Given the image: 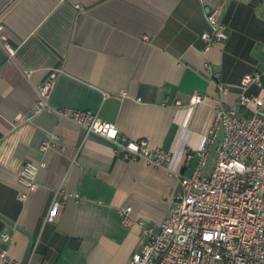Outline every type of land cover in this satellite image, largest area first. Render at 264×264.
<instances>
[{
    "label": "crops",
    "instance_id": "1",
    "mask_svg": "<svg viewBox=\"0 0 264 264\" xmlns=\"http://www.w3.org/2000/svg\"><path fill=\"white\" fill-rule=\"evenodd\" d=\"M215 6L229 36L208 48ZM0 23L16 49L2 44L0 264H24L30 249L27 264H130L144 227L159 229L168 215L178 174L194 173L217 107L254 114V103H239L253 72L263 81L246 93L264 99V0H0ZM46 81L54 83L51 107L37 113ZM55 109L97 113L172 159L167 167L125 159L113 141ZM222 136L210 151L214 165ZM46 139L54 140L47 150ZM28 161L44 165L38 189L22 199ZM63 191L80 196L64 199ZM123 206L139 222L125 225Z\"/></svg>",
    "mask_w": 264,
    "mask_h": 264
},
{
    "label": "built area",
    "instance_id": "2",
    "mask_svg": "<svg viewBox=\"0 0 264 264\" xmlns=\"http://www.w3.org/2000/svg\"><path fill=\"white\" fill-rule=\"evenodd\" d=\"M221 14L220 6L209 10L212 32L203 34L208 48L228 39L227 25ZM0 41L10 54H15L16 49L9 43L1 23ZM33 73V69L25 70L27 77ZM262 81V73L253 72L246 74L241 83L244 91L239 103L242 107L254 103V114H241L238 108L227 105L217 107L215 122L196 150L199 160L194 173L178 174L182 188L168 215L159 229L144 227L145 245L133 255L130 264H264V99L246 93L250 85L262 84ZM219 86L223 92L229 91L225 84ZM53 87L52 81L38 85L37 113L51 107L49 100ZM193 99L201 101L202 97L195 95ZM55 110L73 119L88 133L95 132L113 141L117 153L125 159L158 167H167L172 159L170 151L153 147L146 139L123 136L114 122L97 113ZM221 133L215 167L205 175L210 151ZM53 146V139H46L42 145L46 150ZM188 157L192 159L194 153H188ZM43 165L28 161L21 169L20 181L26 188L22 199L38 189V175ZM62 194L64 199L80 196L68 191ZM119 211L125 225L133 226L139 222L133 215L132 206H123ZM5 238L9 239V236L5 235Z\"/></svg>",
    "mask_w": 264,
    "mask_h": 264
},
{
    "label": "water",
    "instance_id": "3",
    "mask_svg": "<svg viewBox=\"0 0 264 264\" xmlns=\"http://www.w3.org/2000/svg\"><path fill=\"white\" fill-rule=\"evenodd\" d=\"M7 58H8L7 51H6V49L4 48V46L2 45V43L0 41V65L3 64L4 62H6ZM30 251H31V249H30ZM30 251H29V253H28L27 257H26V260H25L24 264H27V262H28V259H29V256H30Z\"/></svg>",
    "mask_w": 264,
    "mask_h": 264
},
{
    "label": "rangeland",
    "instance_id": "4",
    "mask_svg": "<svg viewBox=\"0 0 264 264\" xmlns=\"http://www.w3.org/2000/svg\"><path fill=\"white\" fill-rule=\"evenodd\" d=\"M215 156H216V154L214 152H212L210 158L208 159L209 161L207 163L208 165L205 168V173H209L210 174L213 171L214 166H215L214 165Z\"/></svg>",
    "mask_w": 264,
    "mask_h": 264
}]
</instances>
